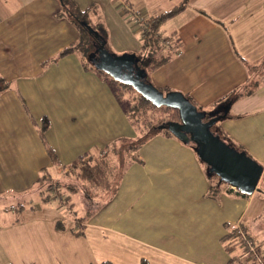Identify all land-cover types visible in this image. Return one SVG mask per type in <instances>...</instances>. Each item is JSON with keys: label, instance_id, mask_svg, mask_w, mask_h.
<instances>
[{"label": "crops", "instance_id": "1", "mask_svg": "<svg viewBox=\"0 0 264 264\" xmlns=\"http://www.w3.org/2000/svg\"><path fill=\"white\" fill-rule=\"evenodd\" d=\"M76 1L83 9L101 6L116 52L139 53L144 32L132 10L148 18L185 0ZM59 9L57 0H0V75L12 82L0 95V264H233L222 243L227 225H243L264 255V174L249 197L224 185L214 199L195 150L173 137L159 135L133 152L136 160L114 193L98 196L99 206L91 197L83 205L79 192L69 191L70 207L30 194L42 169L59 184L66 179L63 167L79 156L137 136L112 87L85 71L76 54L44 67L77 39L76 30L56 18ZM161 33L176 37L181 54L151 72V80L190 94L199 106L210 108L257 76L254 92L227 104L229 117L220 121L264 167V0H189ZM21 96L36 120H50L47 139L61 167ZM74 215H89L84 235L73 232Z\"/></svg>", "mask_w": 264, "mask_h": 264}, {"label": "trees", "instance_id": "2", "mask_svg": "<svg viewBox=\"0 0 264 264\" xmlns=\"http://www.w3.org/2000/svg\"><path fill=\"white\" fill-rule=\"evenodd\" d=\"M57 1L60 9L55 15L56 18L67 21L69 25L76 30L77 39L70 46L60 51L56 56L44 62V67L48 68L50 65L58 63L62 58L71 54H76L85 71L96 73L103 81L107 82L112 87L116 99L121 103L130 124L137 133L135 138H122L116 140L105 149L96 152H87L79 156L71 164L64 166L66 179L64 182H60V185H63V188L59 190V192H61L60 194H63L62 189H64V191L68 189L71 193L79 192V187L75 185L77 181H80L88 191H90V189L84 183H88L90 187L93 188H102L105 190L106 194L114 193L115 188L112 187V177L115 173L116 166L115 168L112 166L113 161L111 159H113V153L117 154V150H119L128 155L132 154L140 150L153 138L164 135L166 137L176 138L195 150L198 159L206 168L210 181V189L207 195L219 200L222 187L224 185L230 187L231 185L223 181L211 167L201 159L198 154V147L191 140L189 135L185 139L178 138L175 135V132L179 130L178 126L182 123L179 109L172 106L160 105L151 93L156 90L164 95L173 92L168 86L155 85L151 80L150 73L169 63L180 47V45H175L174 48L165 47L163 42L165 36H163L161 30L168 20L178 15L188 6L189 0H185L180 6L170 11L147 18L146 25L148 29L143 34L142 49L139 53H118L113 49L110 29L101 10V6L98 3H92L88 8L83 9L76 0ZM131 15L136 19L134 10H132ZM114 64L118 66V70L113 67ZM256 78L257 76L252 74V80H250V82L248 81L246 84L244 83V85L218 98L210 105V108L208 106H206L207 108L199 106L190 94H184V96L197 107L198 111L205 115L204 121H209L216 116L225 115V106L227 104L251 95L254 92V83L257 82L254 81ZM10 89H12V82H9L0 75V95ZM21 99L32 122L38 130L51 160L54 165L61 167L62 163L47 139V132L51 127L50 120L48 118H42L40 122L36 120L22 96ZM167 113H169V115H167ZM227 117H229V114L226 115L222 121ZM222 121L216 123L211 128V132L232 149L252 158L250 154L238 147L233 139L223 131L221 128ZM135 160L136 158L133 157L127 162L128 165ZM72 175H75L76 178ZM54 184L58 183L52 178L50 172L45 168L42 169L40 178L34 188V190L36 189V194L33 195L37 196V193L40 192L43 198L50 202L52 200L50 190ZM260 187L263 189L264 183H261ZM235 192L244 197H249V195L238 189H236ZM20 206L25 207L24 203H20ZM88 217L89 215L86 218H75L76 226L73 228V232L76 235H84V228L87 225ZM61 223L59 227L64 228V223ZM226 227L228 231L222 238V243L225 246L226 252L232 255L231 261H238L240 256L236 251H238L241 246H245V240L241 237V230L247 233L246 236L249 240L252 241V239L243 225H227ZM259 253L264 259V255L260 250ZM101 264L112 263L103 262ZM253 264L258 263L256 261V263Z\"/></svg>", "mask_w": 264, "mask_h": 264}, {"label": "water", "instance_id": "3", "mask_svg": "<svg viewBox=\"0 0 264 264\" xmlns=\"http://www.w3.org/2000/svg\"><path fill=\"white\" fill-rule=\"evenodd\" d=\"M113 67L116 70L119 69L116 64ZM151 93L160 105L179 109L182 123L178 128L182 133L176 131L175 135L178 138H183L185 134H188L197 145L201 159L223 181L247 195H252L260 190L259 184L264 174V167L246 154L232 149L211 132V128L225 118L226 114L204 121L205 115L198 111L197 107L188 101L184 94L170 92L164 95L157 90Z\"/></svg>", "mask_w": 264, "mask_h": 264}, {"label": "rangeland", "instance_id": "4", "mask_svg": "<svg viewBox=\"0 0 264 264\" xmlns=\"http://www.w3.org/2000/svg\"><path fill=\"white\" fill-rule=\"evenodd\" d=\"M168 28H170V25L168 24L167 25ZM142 29V28H141ZM173 41L175 42L177 39L176 38H172ZM176 55V54H175ZM166 69V68H165ZM162 113V112H160ZM159 113V114H160ZM163 114V113H162ZM167 115H169V113H167ZM117 154L113 153L112 155V158L111 159L113 161V167L115 168V173L113 174V177H112V187H116V185H118L119 183V179H120V175L123 171H125L126 167L128 166V161H130L132 158V154H126V153H122V151H119L117 150ZM121 153V154H120ZM128 168V167H127ZM125 173V172H124ZM76 175V174H75ZM75 175H72L75 177ZM53 178V177H52ZM76 178V177H75ZM54 179V178H53ZM56 180V179H54ZM118 181V182H117ZM59 184H54L52 189L50 190L51 194H52V201H55V200H60V204L61 202H63L64 204L63 205H66V206H71V204H73L71 201H67L66 200V197L67 198H71L72 194L69 193V192H66V191H69L68 189L66 191H64V189H62V193L63 194H60L61 192H59V190L62 188V185H60V181H58ZM63 184V183H62ZM86 186L89 187L90 191L86 190L85 187L82 185V183L80 181H77L75 183V185L77 187H79V195L76 197L77 199L81 198L84 199L86 201V203L88 202V198L91 197L92 200H94L95 202L98 203V206L103 202L101 201V199L98 197L99 195H101L102 193H105V190L102 189V188H93V187H90V185L88 183H84ZM35 188V187H34ZM34 188L32 190H34ZM97 193V194H96ZM30 194H36V189L34 191H31ZM5 196V195H4ZM42 194L40 192L37 193V196H36V200L41 202V197ZM83 196V197H82ZM73 198V197H72ZM44 199V198H43ZM45 200V199H44ZM73 200V199H72ZM29 201V199H28ZM46 201V200H45ZM83 201V200H82ZM94 202V203H95ZM101 202V203H100ZM20 203L21 201L19 202H16V201H12V207L16 208V207H19L20 206ZM83 205H84V201L82 202ZM32 207V206H31ZM95 211V210H92V212ZM2 211H0L1 213ZM13 212V211H12ZM80 212V211H79ZM13 215V214H12ZM74 218H71L72 220L75 221V218H79L77 215H74L72 216ZM88 219H90V217H88ZM254 243V242H253ZM254 245L259 249L258 245L256 243H254ZM241 250L242 252H240V257H239V260L238 261H234L235 263L233 264H253V263H256V259H253L251 257V255H247L246 256V253H247V249L242 247L241 246ZM261 255V254H260ZM262 257V256H261ZM237 262V263H236ZM258 263V262H257ZM259 264V263H258Z\"/></svg>", "mask_w": 264, "mask_h": 264}, {"label": "built area", "instance_id": "5", "mask_svg": "<svg viewBox=\"0 0 264 264\" xmlns=\"http://www.w3.org/2000/svg\"><path fill=\"white\" fill-rule=\"evenodd\" d=\"M136 13V19L135 21H137L138 23L141 24L142 28H143V32L145 33L148 29V26L146 25V20H147V17L138 12V11H134ZM163 42L165 44V47L167 48H174V41L172 38L170 37H164L163 38ZM180 55L181 54V51L178 49L177 52H176V55ZM234 188V187H233ZM246 232L244 233V231L241 230V237L244 238L245 240V246L244 248L247 249V253H246V256L247 255H251V257L253 259H256V261L259 263V264H264V259L261 257L260 253H259V249L254 245L253 241L249 240L246 236ZM247 238V239H245Z\"/></svg>", "mask_w": 264, "mask_h": 264}, {"label": "bare ground", "instance_id": "6", "mask_svg": "<svg viewBox=\"0 0 264 264\" xmlns=\"http://www.w3.org/2000/svg\"><path fill=\"white\" fill-rule=\"evenodd\" d=\"M142 30H143V28H142ZM187 136H188V134H185V136H183V139L187 138Z\"/></svg>", "mask_w": 264, "mask_h": 264}, {"label": "flooded vegetation", "instance_id": "7", "mask_svg": "<svg viewBox=\"0 0 264 264\" xmlns=\"http://www.w3.org/2000/svg\"><path fill=\"white\" fill-rule=\"evenodd\" d=\"M178 129H179V130H178L177 132L181 134L182 132H181L180 128H178ZM184 136H185V135H184Z\"/></svg>", "mask_w": 264, "mask_h": 264}]
</instances>
